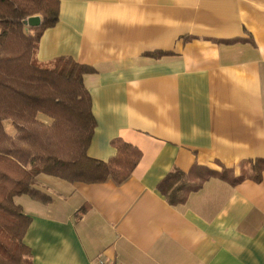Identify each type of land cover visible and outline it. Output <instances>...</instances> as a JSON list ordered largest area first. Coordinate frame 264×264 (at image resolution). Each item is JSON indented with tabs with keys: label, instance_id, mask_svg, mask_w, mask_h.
<instances>
[{
	"label": "crops",
	"instance_id": "1",
	"mask_svg": "<svg viewBox=\"0 0 264 264\" xmlns=\"http://www.w3.org/2000/svg\"><path fill=\"white\" fill-rule=\"evenodd\" d=\"M61 56L96 69L89 156L108 161L119 137L143 155L121 184L40 174L50 203L15 197L33 264H264V166L179 204L158 188L175 169L263 162L264 0H60L36 59Z\"/></svg>",
	"mask_w": 264,
	"mask_h": 264
},
{
	"label": "trees",
	"instance_id": "2",
	"mask_svg": "<svg viewBox=\"0 0 264 264\" xmlns=\"http://www.w3.org/2000/svg\"><path fill=\"white\" fill-rule=\"evenodd\" d=\"M38 14L41 25L27 33L24 21ZM59 17L60 0H0V264H33L31 248L24 241L31 217L15 197L28 195L50 203L52 196L36 186L40 174L69 182L121 184L143 155L119 137L111 141L116 154L108 161L89 156L97 120L85 75L96 69L70 56L48 64L36 59L43 33ZM8 119L19 129L18 138L6 132ZM231 172L196 164L188 172L171 171L158 188L170 203L179 204L211 176L233 182L246 177L235 178Z\"/></svg>",
	"mask_w": 264,
	"mask_h": 264
},
{
	"label": "rangeland",
	"instance_id": "3",
	"mask_svg": "<svg viewBox=\"0 0 264 264\" xmlns=\"http://www.w3.org/2000/svg\"><path fill=\"white\" fill-rule=\"evenodd\" d=\"M34 16H40L42 18V16L39 15V14L38 15H34ZM25 26H26V32L27 33H32L31 26H29L27 24H25ZM0 32H1V26H0ZM39 119L41 121H43L44 123H47V124L51 123V120L48 117L44 116V115H39ZM4 126H5L6 132L11 137L18 138L19 129H17V127L13 124L12 120H10V119L5 120L4 121ZM262 166H264V162H261V161H256V162H253V163L252 162L251 163H245L244 164V168H243V173L245 174V176H254L255 173L258 171V169H260V167H262ZM231 174H233V173L231 172Z\"/></svg>",
	"mask_w": 264,
	"mask_h": 264
},
{
	"label": "water",
	"instance_id": "4",
	"mask_svg": "<svg viewBox=\"0 0 264 264\" xmlns=\"http://www.w3.org/2000/svg\"><path fill=\"white\" fill-rule=\"evenodd\" d=\"M25 24L31 26V27H37L40 26L42 23V18L40 16H32L24 21Z\"/></svg>",
	"mask_w": 264,
	"mask_h": 264
},
{
	"label": "built area",
	"instance_id": "5",
	"mask_svg": "<svg viewBox=\"0 0 264 264\" xmlns=\"http://www.w3.org/2000/svg\"><path fill=\"white\" fill-rule=\"evenodd\" d=\"M98 264H111V263H108V262H105V261H99V263Z\"/></svg>",
	"mask_w": 264,
	"mask_h": 264
}]
</instances>
